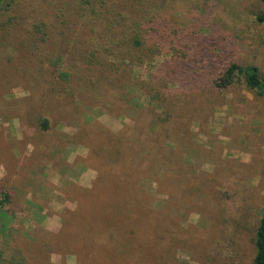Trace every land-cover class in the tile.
Instances as JSON below:
<instances>
[{"label": "rangeland", "instance_id": "374dc122", "mask_svg": "<svg viewBox=\"0 0 264 264\" xmlns=\"http://www.w3.org/2000/svg\"><path fill=\"white\" fill-rule=\"evenodd\" d=\"M168 4L155 17L173 20L167 30L173 44L141 66L127 61L121 66L125 73L118 74L104 65L112 59L104 48L113 53L120 40L106 32L113 18L105 11L110 3L102 8L85 7L82 0H18L0 13V148L6 152L3 157L0 150V183L14 191L11 228L34 230L39 238L56 236L63 214L77 210L74 189L93 187L96 163L113 157L103 133L123 132L135 152L157 154L162 140L195 171L175 196L171 216L157 212L153 218L158 230L171 225L178 264H253L264 212V96L243 83L219 90L211 76L222 60L256 66L264 80V23L258 21L263 5L260 0ZM181 53L187 60L170 66ZM59 56L62 76L54 65ZM151 96L158 102L149 103ZM40 118L50 121L42 136ZM101 147L107 151L93 161ZM193 184L198 191L191 190ZM126 188L111 182L109 198L128 203L122 202ZM152 194L165 199L154 184ZM32 200L43 211L31 207ZM105 203L96 199L88 211L115 220L113 202L100 215L94 212ZM197 204L204 207L198 211ZM119 210L120 223L134 213L125 206ZM16 233L3 237L0 250L5 242L14 244ZM139 244L149 247L147 241ZM7 254L12 256L11 248ZM112 256L108 252L98 260L94 254V263ZM50 258L54 264H77L71 253Z\"/></svg>", "mask_w": 264, "mask_h": 264}, {"label": "trees", "instance_id": "16d2710c", "mask_svg": "<svg viewBox=\"0 0 264 264\" xmlns=\"http://www.w3.org/2000/svg\"><path fill=\"white\" fill-rule=\"evenodd\" d=\"M260 1L263 11L258 15V21L264 23V0ZM17 2L18 0H0V13L5 8L9 10ZM92 3H98L102 8L110 3L105 11L109 18L111 16L113 18L111 17L106 32H108L107 35L119 36L120 40L115 46L117 54L115 51L112 53L109 49L104 48V51L109 53L112 58L109 61L104 60V65L115 71V74L125 73L121 66H126L127 61L134 59V65L141 66L146 61L151 62L154 57L159 56V49L165 44H173L169 41L170 34L167 31L171 28L170 24L173 20L168 21L166 18L155 17L157 10L166 11L169 7L168 0H118V2L115 0H82L85 7ZM114 5L118 6L117 13ZM38 30L39 33L46 34L44 29L38 27ZM185 60H187L186 55L181 53L175 61L171 62L170 66H176ZM95 64L98 65L97 62ZM54 65L56 72L62 76L64 74L61 71L63 68L62 56L54 61ZM101 65L103 66V63ZM213 69L212 76L210 75L212 84L219 90H228L235 84L243 83L257 95L264 96V80L258 67L221 60ZM151 97L149 103L158 102V98ZM165 119L168 122L170 115ZM38 123L42 132L40 136L50 130L48 119L40 118ZM98 134L94 137L101 138ZM109 134L104 132V139H101L108 142L107 145L113 157L111 160L96 163L98 179L93 187L74 189L73 199L77 210L71 214H63L62 228L54 237L39 238L33 234L34 230H32L33 233L30 231L26 233L11 228L12 214L15 213L13 210L15 208L14 191L2 182L0 183V243L5 240L3 237L10 238L13 232H17L13 240L14 244L5 242L6 249L0 250V264H54L50 258L52 253H71L76 258L77 264H95L94 254L99 260L108 252H112L113 258L111 257L112 259L107 261L101 260V264H178L179 261L174 254L175 248L172 245L174 236L170 230L171 225L167 230L165 228L158 230L153 218L157 212L167 213L171 216L170 208L175 196H178L179 191L186 190V183L191 182L189 176L193 175L188 176V172L195 173V171L186 168L177 149L175 151L166 147L165 144H162V140H160L161 149L158 153L156 152L157 154L150 151L145 152L143 149L137 153L125 142V133ZM101 139H98V142L103 146ZM98 149L92 156L93 161L98 158L101 160L102 153L107 151L102 147ZM0 150L4 157L5 148L2 146ZM42 151L45 152L44 149ZM139 160L140 164H138ZM192 166L195 165L192 164ZM177 169L180 176L176 174ZM115 181L119 183V187H123V183L127 185V188L121 189V191L126 194V198L122 202L128 203L115 202L111 195L110 200L109 186L111 182ZM97 183H103L106 188H98ZM153 184L156 186V193L164 196L165 199H154L153 194L151 195ZM193 186L191 190H199L196 185L193 184ZM107 188L106 191L96 192V190ZM147 196H150L151 200H147ZM96 199L106 201L101 212L94 211L99 215L106 211L109 204L113 202L116 211L115 220L94 216L88 211L93 208L92 203ZM35 201H30L29 205L43 211V207ZM122 206L134 213L120 223L117 214L120 213L119 208ZM200 206L201 204H197L195 208L200 211L204 207L201 206L199 209ZM135 214H137L138 220L135 219ZM206 217L208 218V216ZM141 240L147 241L149 247L142 248L139 244ZM254 245L253 264H264V212L255 232ZM10 248L12 256L8 257L7 252L9 253Z\"/></svg>", "mask_w": 264, "mask_h": 264}]
</instances>
